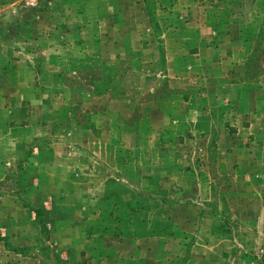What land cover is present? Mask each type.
Segmentation results:
<instances>
[{"label": "rangeland", "instance_id": "obj_1", "mask_svg": "<svg viewBox=\"0 0 264 264\" xmlns=\"http://www.w3.org/2000/svg\"><path fill=\"white\" fill-rule=\"evenodd\" d=\"M263 217L264 0H0V264H241Z\"/></svg>", "mask_w": 264, "mask_h": 264}, {"label": "built area", "instance_id": "obj_2", "mask_svg": "<svg viewBox=\"0 0 264 264\" xmlns=\"http://www.w3.org/2000/svg\"><path fill=\"white\" fill-rule=\"evenodd\" d=\"M241 264H264V217L260 222V229L258 232V246L250 258Z\"/></svg>", "mask_w": 264, "mask_h": 264}, {"label": "crops", "instance_id": "obj_3", "mask_svg": "<svg viewBox=\"0 0 264 264\" xmlns=\"http://www.w3.org/2000/svg\"><path fill=\"white\" fill-rule=\"evenodd\" d=\"M39 155H40V152H39Z\"/></svg>", "mask_w": 264, "mask_h": 264}]
</instances>
